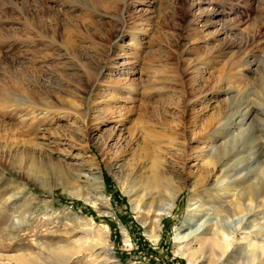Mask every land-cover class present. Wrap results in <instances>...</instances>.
Wrapping results in <instances>:
<instances>
[{"label":"rangeland","instance_id":"1","mask_svg":"<svg viewBox=\"0 0 264 264\" xmlns=\"http://www.w3.org/2000/svg\"><path fill=\"white\" fill-rule=\"evenodd\" d=\"M259 165L264 0H0V264H242L264 192L214 185Z\"/></svg>","mask_w":264,"mask_h":264},{"label":"bare ground","instance_id":"2","mask_svg":"<svg viewBox=\"0 0 264 264\" xmlns=\"http://www.w3.org/2000/svg\"><path fill=\"white\" fill-rule=\"evenodd\" d=\"M229 135L230 134H228L227 136H229ZM233 138H232V141H233ZM229 139H230V137H229ZM229 142H230V140H223L222 143H220V144H216L215 141H211L210 143H208V146H207L208 148L205 151L207 153V155H205L206 160H203L204 165H201V168L206 167L207 169L209 168L208 170L213 171L216 168H218L219 165H220V167L224 166V164H221V162H220L222 160H220L217 157V155L219 154V151L222 148L226 149V146ZM221 169H224L223 175L222 174L221 175H222V177H225V178H222L220 181L216 182L214 186H217V188H219L223 193L230 192L231 195L234 196V198H235V196H237V198H240L241 196L244 197L243 195H248V197H247L248 204H246L244 206L245 208H249L250 206H252V204H251L252 201L256 200L258 198V196H261L262 193L264 192V188H263L264 185L260 184V180L264 177V169L261 168L260 165H259V170H261V171L259 173V176L257 177V179H255L253 182H251V184H249V185H243L245 183L244 182L245 180L250 179V178H248L247 175L238 176L232 180L231 179L228 180L229 177L225 176V172L227 169L226 168H221ZM96 178L100 179L101 176L97 175ZM214 180H215V178H214ZM193 191L196 193L197 188H194ZM127 192H129V191H127ZM181 192H182L181 188L177 187L176 190H174L170 193L169 201H167L162 208L160 207L162 209V211L165 213L164 215L172 212V209L175 206L174 200L179 196V194ZM103 200L105 203H109L108 199L103 198ZM262 205H264V201L262 202ZM140 206L141 205L138 202L136 208L140 209ZM236 207H237V209L241 208V204L236 203ZM246 211H247V209H246ZM247 213H249V210L247 211ZM222 217H223V221H224V217H226V214L225 215L223 214ZM191 234H193L192 237L197 236V231H195V228L190 229L189 232L184 233L182 235L176 234L175 239L181 240L185 237H189V235H191ZM145 235L153 241H156L157 238L159 237V234L154 232V231H145ZM233 235L230 232L226 231V227L224 224L218 223L216 225V227L213 229L212 235L210 237L206 238V240L204 241V244L209 248L212 256L218 255V258H222L224 256V254L228 252L229 248L234 244V241H235L234 236L235 235L234 236ZM250 240L251 239L247 240L248 250H247L246 258L243 261L244 264H252V263H256V262H260V261L264 260V242H261L259 244H254ZM190 243H191V241L189 240L186 244V248H187V246H189ZM188 249H191V248L189 247ZM218 262H219V264L222 263V262H220V259L217 261V263Z\"/></svg>","mask_w":264,"mask_h":264},{"label":"trees","instance_id":"3","mask_svg":"<svg viewBox=\"0 0 264 264\" xmlns=\"http://www.w3.org/2000/svg\"><path fill=\"white\" fill-rule=\"evenodd\" d=\"M107 221L109 220L108 218H105Z\"/></svg>","mask_w":264,"mask_h":264}]
</instances>
